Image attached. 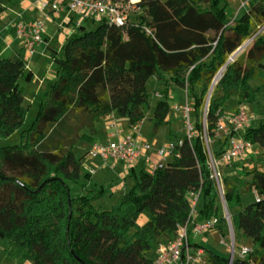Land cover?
I'll use <instances>...</instances> for the list:
<instances>
[{"label": "trees", "instance_id": "1", "mask_svg": "<svg viewBox=\"0 0 264 264\" xmlns=\"http://www.w3.org/2000/svg\"><path fill=\"white\" fill-rule=\"evenodd\" d=\"M8 2H0V14ZM137 5L142 11L129 14L121 25L104 17L88 25L81 22L62 44L61 55L50 53L56 77L26 130L25 143L0 148V237L8 238L11 255L18 260L153 264L145 252L162 235L171 240L177 226L189 221L190 192L199 191V214L204 220L217 218L216 229L221 231L224 219L199 117L189 138L183 134L172 142V160L153 171L133 173L134 185L111 209L96 207L97 195H71L68 183L80 182L86 154L78 156L74 148L81 140L89 141L86 132H94L95 124L111 114L126 118L128 127L141 122L150 109V78L164 86L152 110L156 130L166 122L169 87L183 88L197 114L225 65L212 91L220 95H210L205 117L215 158L231 136L221 140L214 134L228 98L235 96L241 106L264 96V35L227 62L251 35L250 24L264 23V0L250 3L231 26L219 0H138ZM31 78L19 56L0 58V137L23 126L27 107L19 80ZM252 80L258 85L252 86ZM243 138L264 154V120L246 128ZM221 183L228 209L244 189L260 198L230 214L233 229L239 230L235 241L240 236L252 249L234 257L232 264H264V172L254 169L245 183L239 178ZM142 212L149 218L139 226L136 220ZM205 251L209 263L227 264V257Z\"/></svg>", "mask_w": 264, "mask_h": 264}, {"label": "rangeland", "instance_id": "2", "mask_svg": "<svg viewBox=\"0 0 264 264\" xmlns=\"http://www.w3.org/2000/svg\"><path fill=\"white\" fill-rule=\"evenodd\" d=\"M253 1L254 0H219V6L224 8V14L226 19L232 20L237 15L239 16L247 12L250 9V3H252ZM243 2H245V5L241 6ZM2 3H5V1H2ZM22 9H23L22 6H19V0H11L10 3L7 4L4 11L7 14L13 12L14 14L17 15L18 12L21 11ZM22 11L24 12V10ZM132 16L133 15H131V18L135 20V18ZM22 17L25 19L24 13ZM48 22L49 21H46V28ZM232 24L233 23H229L230 26ZM89 26L94 27L95 24H90ZM250 29H251V35L247 39L251 38V36L253 35L254 38L249 43L250 45H248L247 47H250L252 45L256 37H258L259 35H264V23L261 25H255L254 23H251ZM9 55L10 53L6 52L5 56L3 57H8ZM30 57L33 60L31 66V69L33 71L32 78L30 79V81H25L23 79L19 80V85L23 90V96L25 102L24 104L27 107L24 123L21 129L11 133L9 136L0 137V148L10 147V146H20L25 143L26 130L35 120L40 107V102L41 100H45L46 92L50 89L54 81L53 78L48 76L45 77V75L47 73H50L52 75H55L56 77L57 65L54 63L53 59L50 58V53L45 57L36 58V55H30ZM250 84L252 86H255L258 85V82L256 80H252ZM146 87L149 94V103L154 106L156 102L159 100V98L163 97L162 92L164 91V86L156 84V82L153 80H149L146 84ZM213 88L214 86L212 87V91ZM212 91L210 95H213L214 97L220 95V91L216 93H212ZM208 92L206 95V102L203 105V107L200 110H198L197 114L192 110L189 115V118L192 126L194 125V119L198 117L202 118V122L204 124L203 140L205 142L208 162H211L212 159L217 160V158H215L212 154L211 151L212 142L209 140L205 132L206 131L205 117L208 106L207 105ZM164 99L167 101L169 107L165 123L158 125L155 130V120L153 119L152 110H148L142 121L138 123L142 142L145 144L148 143L149 146L146 149V151H144L143 154H141V156L135 161V164L137 162L136 164L137 174L141 169L150 171L152 169V165L156 164L159 160H162L165 156H166L165 159H169L167 161H171L172 155L169 154V155H165L164 157H161L157 155V152L162 147L172 143L174 139L180 138L185 133L186 124L181 111L182 110L181 108L184 106L186 100L185 90L181 87H174V88L169 87L167 89L166 97H164ZM187 99L189 102H191L192 104L191 106L193 107V100L191 96H187ZM175 106L178 107L177 110L175 109ZM240 107L244 108L249 118V123L247 124L246 128L252 125H257L261 120H264L263 95H258L256 101H254L253 103L250 104L245 103L242 104L241 106L237 104L236 97L231 96L228 98V101L226 102V106L224 108V113H223L224 115L222 116V118L224 119L223 121L225 127L223 130L217 128L214 130V134L216 137L220 138L221 140L224 139V137L228 134V131L230 130L229 118L233 114H235L237 110L240 109ZM110 122L115 124V128H111L109 126L108 121L97 122L95 124L94 132L86 133L87 136L91 137L93 140H95V142L104 143L107 140V133L116 132L118 130H121L123 132H128L129 130L128 121L126 118L115 115V117H113V119ZM85 148H86V140H84L82 144L76 146L74 148L75 149L74 151L78 156H80L82 154H85L84 152ZM83 158H85L82 164L84 170L81 172L80 182L68 183L71 195L90 194V193L92 195H97L93 199V204L96 207H99L100 209H104V210L111 209L113 206L117 204L119 197L124 193H126L127 191H129V189H131V187L135 183V180L133 179V177H130L129 175L125 179H122L121 177H118V175H116L115 172H110V174L105 175L101 171H98L96 174L98 167L100 166V164H102L101 161H99L98 159L91 158L88 154H85ZM147 158H150L151 160L152 164L150 166L144 161V159ZM163 162L166 161L163 160ZM90 169H93L94 173L91 174L90 177H86L85 173L89 172ZM254 169L260 172H264V154L262 153L261 149H259L258 147H253L252 153L248 155L247 159L244 160L237 159L227 164L220 162L217 165V170L220 172V177H219L220 181L224 178H228L230 180H235L236 178H239L245 183L251 179L252 171ZM100 190H102V193L99 192ZM254 200H255L254 191L250 189H244L239 194V201L232 204L229 207V209L227 208V211L229 212V214L233 215L234 213L242 210L248 203L253 202ZM200 206H201V199H199L198 204L195 207V210L196 211L199 210ZM148 218H149L148 213L142 212L136 220L137 225L139 226L143 225L145 221L148 220ZM225 228H227L226 225ZM234 232L236 235L239 234V230L235 226H234ZM222 236L226 237L227 234ZM194 239L195 242L201 244L203 247H211L215 251L221 253L222 256L228 258L229 251L226 249V247H224L225 245H222L220 243L221 239L218 238L217 236H213L210 235V233L205 232L203 234H200V236H195ZM155 244H156L155 241L151 242L150 249L146 251L147 258L153 257ZM243 245L247 246L249 245V243L239 236L238 240L235 243V252H234L235 258L238 255V249ZM10 250H11V244L8 238L0 237V264H31V262L28 259L18 260L13 255H11Z\"/></svg>", "mask_w": 264, "mask_h": 264}, {"label": "built area", "instance_id": "3", "mask_svg": "<svg viewBox=\"0 0 264 264\" xmlns=\"http://www.w3.org/2000/svg\"><path fill=\"white\" fill-rule=\"evenodd\" d=\"M137 1L138 0H33L32 3L37 8L40 15L38 17L24 19L21 13L17 14L13 26L14 33L23 43L27 53L33 55L36 52V46L44 42L43 36L46 32V21L51 20L53 14H59L61 11L79 12L82 19L91 16L96 19L104 17L109 23L121 25L127 20L129 14H132V12L133 14H139L142 11L137 5ZM244 5L245 2L241 4V6ZM234 19L235 18L229 23H233ZM80 24L81 22L75 23V28ZM253 38L254 35L247 39L243 43L241 50L244 49ZM233 54L229 57L227 62L231 61L237 55ZM185 96V104L181 108V111L186 124L184 134L189 138L193 134V126L189 118L193 107L191 106V102L187 99L186 91ZM175 109L177 110L178 107L175 106ZM223 120L222 117L218 120L217 129H224L225 125ZM229 121L230 130L228 131V134H231V136L228 139L224 152L217 158V160L212 159L211 162H208L207 164L210 171V178L214 181L217 189L219 205L222 211L221 217L224 219V223L228 228L227 236L221 237V243L224 244L229 251L227 264H232L236 243L235 234L230 214L227 211L222 183L219 179L220 172L217 170V165L220 162L227 164L237 159L244 160L247 155L252 153L254 146L243 138V132L246 130L245 128L249 123V118L244 108L240 107V109L229 118ZM109 126L115 128L114 123H109ZM148 146V143L145 144L142 142L139 125L133 124L129 127L128 132H111L109 133L106 142L92 143L86 154L101 162H106L111 159L115 162H121L125 165L131 166L141 154L146 151ZM172 149L173 143L167 144L158 150L157 155L161 157L169 154L171 155ZM144 161L149 164V166L152 164L150 158L144 159ZM162 163L163 161L153 164L150 171L161 167ZM92 172L93 170H90L89 173ZM254 196L255 200L258 201L260 199L255 192ZM189 197L191 204L189 221L184 224H179L176 228L174 237L166 243L158 246L157 256L153 259V264H208L207 254L204 248L192 246L190 234H203L205 232L216 230L218 219L210 218L203 220L202 222L193 223L192 218L196 212L195 207L198 202L199 191L190 192ZM251 251V248L243 245L238 249L237 256L242 258Z\"/></svg>", "mask_w": 264, "mask_h": 264}, {"label": "crops", "instance_id": "4", "mask_svg": "<svg viewBox=\"0 0 264 264\" xmlns=\"http://www.w3.org/2000/svg\"><path fill=\"white\" fill-rule=\"evenodd\" d=\"M2 1H5V0H1L0 2H2ZM10 1L11 0H9L8 3H10ZM32 2H33V0H19V6H22V8H23L22 10H24V12L21 10L18 12V14L21 13V15L23 16V13H24V17L26 19L31 18V17H38L40 15L39 11L33 5ZM7 4H6V6H7ZM4 12L0 14V58H11L14 56H19L24 62L25 70L30 71L33 74V71L31 69L33 60L30 57V55L27 53V51H26L23 43L21 42V40L14 33V27L13 26H14L15 16H17V15L14 14L13 12L8 13V14L6 12L5 13ZM96 20L97 19L92 17V16L89 18L82 19L79 12L61 11L59 14H53L52 19L49 20V22L47 23L46 32L43 36L44 42L36 46V52L33 55H36V58L45 57L46 55H49V53H51L53 51V52H55V54L57 56L58 55L60 56L62 44L65 42V40L67 38L71 37L76 32L75 23L82 22L83 24L88 25L90 22L96 21ZM63 29H64V31H63ZM6 52H9L10 55L8 57H3V56H5ZM50 58H51V54H50ZM43 74H45V73H43ZM47 76L51 77L55 80V75L47 73L45 75V77H47ZM149 80L155 81L156 84L159 83V81H157L154 77L150 78ZM149 110H153L152 104H150ZM113 117H115V114H111L109 116H106L103 121L104 122L108 121L109 123H112L110 121L113 119ZM118 131H119V133H125L121 130H118ZM86 133H88V132H86ZM109 133H111V132H109ZM109 133H107V138H108ZM83 142H84L83 140L79 141L78 145L82 144ZM94 142H95V140H93L91 137H90L89 141H86V148L84 149L85 153L87 152V150L89 149L91 144ZM165 158H166V156L162 160H159L158 162L163 161V160L164 161L169 160V159H165ZM247 158H248V155L245 157V159H247ZM84 160H85V158L83 159V162H84ZM101 163L102 164H100V166L98 167L96 174L98 171H101L105 175L110 174V172H115L116 175H118V177H121L122 179H125L126 177H128V175L130 177H133V179H134L133 173H135V174L137 173V171H136L137 162H136V164L134 163L131 166H126L125 164H123L121 162H115L111 159L107 160L106 162H101ZM90 170H93V169H90ZM90 170H89V172H90ZM93 173L94 172L90 173V175ZM199 210H200V208H199ZM199 210H197L193 216V223L202 222L204 220L201 217V215L199 214ZM225 225H226L225 223L221 225V231H218L216 229V230L209 231L207 233H210V235L217 236L218 238L221 239L222 235H226L228 232V228H225ZM195 236H200V234H194V233L190 234L192 246H194V247L199 246V247L204 248V250L207 249V250H210V251L222 256L221 253L215 251L213 248L203 247L201 244H198L197 242H195V239H194ZM168 240H169L168 237L162 235L155 241L156 244H155V248H154V255H153V257H150L151 260L155 259V257L157 256L158 246L166 243ZM222 245H224V244H222ZM206 254H207V252H206ZM145 255L147 256L146 252H145ZM208 264H211V263H209V261H208Z\"/></svg>", "mask_w": 264, "mask_h": 264}, {"label": "water", "instance_id": "5", "mask_svg": "<svg viewBox=\"0 0 264 264\" xmlns=\"http://www.w3.org/2000/svg\"><path fill=\"white\" fill-rule=\"evenodd\" d=\"M241 48H242V46H240L239 48H237V50L234 52V54L233 55H236V54H238L239 53V51L241 50ZM224 67H225V65L217 72V74H222V71L224 70ZM216 74V75H217ZM220 74V75H221ZM215 75V76H216ZM214 80H215V77H214V79H213V81H212V83H211V87H210V89H209V92H208V97H207V105H208V100H209V97H210V94H211V91H212V87H213V82H214Z\"/></svg>", "mask_w": 264, "mask_h": 264}, {"label": "bare ground", "instance_id": "6", "mask_svg": "<svg viewBox=\"0 0 264 264\" xmlns=\"http://www.w3.org/2000/svg\"><path fill=\"white\" fill-rule=\"evenodd\" d=\"M220 74H221V73H220ZM220 74H217V75L215 76V80H214V82H213V86L216 84V82H217V80H218Z\"/></svg>", "mask_w": 264, "mask_h": 264}]
</instances>
